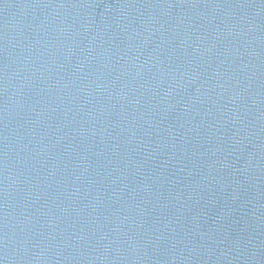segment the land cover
<instances>
[{"label": "water", "instance_id": "water-1", "mask_svg": "<svg viewBox=\"0 0 264 264\" xmlns=\"http://www.w3.org/2000/svg\"><path fill=\"white\" fill-rule=\"evenodd\" d=\"M0 264H264V0H0Z\"/></svg>", "mask_w": 264, "mask_h": 264}]
</instances>
